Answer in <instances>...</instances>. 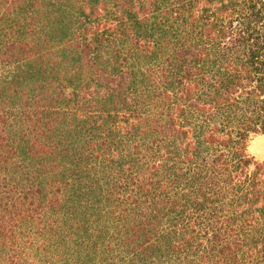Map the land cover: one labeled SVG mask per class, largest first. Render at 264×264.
Here are the masks:
<instances>
[{
  "label": "trees",
  "instance_id": "16d2710c",
  "mask_svg": "<svg viewBox=\"0 0 264 264\" xmlns=\"http://www.w3.org/2000/svg\"><path fill=\"white\" fill-rule=\"evenodd\" d=\"M264 0H0V264H264Z\"/></svg>",
  "mask_w": 264,
  "mask_h": 264
},
{
  "label": "rangeland",
  "instance_id": "374dc122",
  "mask_svg": "<svg viewBox=\"0 0 264 264\" xmlns=\"http://www.w3.org/2000/svg\"><path fill=\"white\" fill-rule=\"evenodd\" d=\"M248 152L257 160H264V135L252 137L248 144Z\"/></svg>",
  "mask_w": 264,
  "mask_h": 264
}]
</instances>
